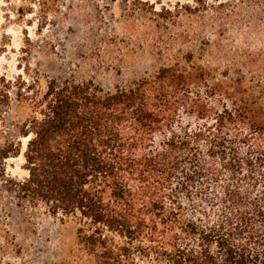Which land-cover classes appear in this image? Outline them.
Listing matches in <instances>:
<instances>
[{
	"label": "trees",
	"instance_id": "obj_1",
	"mask_svg": "<svg viewBox=\"0 0 264 264\" xmlns=\"http://www.w3.org/2000/svg\"><path fill=\"white\" fill-rule=\"evenodd\" d=\"M202 81L168 66L114 92L74 79L20 92L18 202L72 221L88 264H264V125L207 105ZM19 151L0 145V180Z\"/></svg>",
	"mask_w": 264,
	"mask_h": 264
},
{
	"label": "rangeland",
	"instance_id": "obj_2",
	"mask_svg": "<svg viewBox=\"0 0 264 264\" xmlns=\"http://www.w3.org/2000/svg\"><path fill=\"white\" fill-rule=\"evenodd\" d=\"M168 66L197 69L216 111L245 105L264 125V0H0V145L20 143L0 180V264H88L72 221L12 189L28 176L20 92L50 79L114 92Z\"/></svg>",
	"mask_w": 264,
	"mask_h": 264
}]
</instances>
